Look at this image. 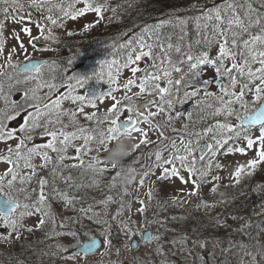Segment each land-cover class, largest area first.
<instances>
[{
	"label": "rangeland",
	"instance_id": "rangeland-1",
	"mask_svg": "<svg viewBox=\"0 0 264 264\" xmlns=\"http://www.w3.org/2000/svg\"><path fill=\"white\" fill-rule=\"evenodd\" d=\"M60 1L21 0L5 6L0 16V84L10 79L11 66L19 60L38 56L55 64L21 78L17 85L11 81L0 87V192L11 196L7 191L14 183V193L10 192L23 202L10 220L0 215V227L7 230L0 233V251L15 246L13 251L19 254L13 264H207L218 260L219 251V264H264V125L244 129L250 130L244 131V138L239 136L243 130L236 126L264 95V29L254 26L251 35L244 32L247 22L253 26V2L241 3L240 11L248 14L244 18L212 24V29L209 20L221 19L226 15L224 7L234 9L235 0H180L175 7L170 0L159 4L173 10L190 33L202 28L204 37L205 30L215 36L212 55L222 72L219 80L215 67L206 64L201 84L188 87L187 97L174 104L169 97L175 66L169 63L168 54L155 58L153 44L144 39L137 42L128 65L118 62L108 80L76 88L75 81L69 88L59 80L56 85L46 82L59 69L66 80L97 62L87 54L73 57V51L62 47L61 41L67 34L87 36L93 29L94 34L96 28L108 29L110 23L101 25V14L106 18L116 4L112 0H76L61 10ZM17 12L24 17H17ZM227 35L233 44L224 43ZM43 44L48 48H37ZM103 67L109 71L107 64ZM145 70L154 73L155 83L147 81L150 76L145 78ZM148 83L154 93L146 90ZM15 95H19L20 105H11L9 98L15 99ZM147 97L153 102L145 115L119 134L116 120L122 109H135L136 102ZM21 106L32 108L33 113L21 126L9 127ZM231 136L236 138L226 143ZM39 138L45 145L54 143L58 173L44 162L42 146L28 149ZM203 141L207 145L201 156ZM70 149L78 158L66 155ZM8 158H13V165ZM85 163L90 170V190L87 200L79 202L88 201L92 207L78 209L63 201L62 220L69 218L72 225H60L57 211L44 213V198L35 209L39 196L27 198L19 192L21 179L37 168L42 170V178L53 180L50 178L75 171L79 165L87 170ZM245 172L249 174L246 179ZM111 198L120 201L109 206ZM122 202L128 206L124 210H120ZM169 203L176 205L171 208ZM212 220L226 223L218 230L224 237L221 249L211 238L214 231L207 222ZM196 225L207 226L210 233L200 239ZM145 228L153 230V237L142 243ZM94 235L102 240L97 252L90 256L73 252L84 238ZM133 237L139 241L135 249L130 246ZM3 262L12 264L6 259L0 264Z\"/></svg>",
	"mask_w": 264,
	"mask_h": 264
},
{
	"label": "trees",
	"instance_id": "trees-1",
	"mask_svg": "<svg viewBox=\"0 0 264 264\" xmlns=\"http://www.w3.org/2000/svg\"><path fill=\"white\" fill-rule=\"evenodd\" d=\"M115 1L116 4L112 5V11L108 12L106 15V18L103 16V21L105 23H110L108 32L110 35H113V37H109V39L104 40L102 34L100 31H104L105 29H97L96 35L94 37L85 39V38H74L72 39L70 43L71 50L75 52V56L78 54H87L91 53L93 54L91 59H97V63H95L92 66H87L83 67L82 72L85 76H88L90 80H96L100 79L98 71H101V66H99L101 57L105 56L108 52L109 49V54L107 57V60L109 59L111 61L110 67H109V76L112 75V72L116 70L114 67V62H121L120 64H125L128 65V60H132L131 57V52L133 49H135L137 42L139 40L144 39L148 43H152L155 39L159 43V47H164L162 44H166L164 37L169 33L170 26L169 24L167 25H159L158 32L155 29V22L158 20L160 21L161 19L164 20H169L167 15H173L175 16L176 14L173 12L171 9H164L159 6V4L162 1L166 0H112ZM252 1V0H251ZM170 2L173 4L172 7L179 5L180 0H170ZM118 3V4H117ZM2 2L0 1V7H1ZM157 6H156V5ZM94 5V4H93ZM257 4H255V8H257ZM224 7V6H223ZM167 8V7H166ZM225 14L221 19L211 21V19L208 22L209 27L211 28L212 24L218 23L221 21H226L227 19L230 18V14L227 10L226 7H224ZM231 11L232 9L229 8ZM233 11V10H232ZM55 16L59 14V11L56 9L54 11ZM181 14V13H178ZM165 16V17H163ZM163 21V20H162ZM157 25V24H156ZM254 26L260 27V29H264V21L261 20H256L254 23ZM245 28V34L246 35H251L252 29L249 30L246 26ZM151 35H156V38L152 37ZM169 34L167 35V37ZM148 39V40H146ZM207 40H204L197 37L191 39V52L194 56L199 54L200 51H209L212 48V45L217 42V39H215L213 36H208L206 38ZM112 40H117V43L115 46H110L106 52L104 53L105 50H101V46L106 43L107 41H112ZM162 41V42H161ZM173 44L172 45H182L184 46V40L183 39H178V38H173L172 39ZM205 41V42H204ZM224 43H232V39L230 35H227L226 38L223 39ZM236 46L239 49V38L236 39ZM193 43V45H192ZM153 44V43H152ZM154 47V46H153ZM264 49V47H263ZM161 50V48H160ZM159 50V52H160ZM158 51V50H157ZM149 54L151 55V50L148 51ZM106 55V56H107ZM264 56V53H263ZM183 65V64H182ZM182 67L177 71H174L175 78L181 75L179 78V82L177 84H174L172 88V93L169 98L172 97V102L174 104L179 103L182 101L184 98L187 97L186 89L189 86L192 85H197L198 84V72L196 69H191V70H183L182 72ZM191 71L193 73H191ZM179 72H182L179 73ZM146 76H149L150 71H144L143 73ZM80 75V74H79ZM92 83L91 81H89ZM148 86H150V83H148ZM147 86V87H148ZM150 90V89H149ZM248 176V175H244ZM238 184H243V183H238ZM195 232L196 234H199V227H195ZM12 262H14V257L10 259Z\"/></svg>",
	"mask_w": 264,
	"mask_h": 264
},
{
	"label": "water",
	"instance_id": "water-1",
	"mask_svg": "<svg viewBox=\"0 0 264 264\" xmlns=\"http://www.w3.org/2000/svg\"><path fill=\"white\" fill-rule=\"evenodd\" d=\"M43 64L42 60L32 59L28 60L25 63H23L19 70L25 71V70H33L36 69L38 66ZM152 102L151 98L146 99L144 102L139 103L137 105V108L140 112H144L145 106L149 105ZM128 112H125V115H127ZM19 121H16L15 124H17ZM133 123L132 120L127 122H119V128L123 130L127 126H130ZM264 123V101L259 105V107L252 113L248 114L246 117L242 118L239 122V125L248 126V125H255ZM14 124V123H13ZM16 207V203L12 200H5L0 196V211H2L6 216H9V213L12 208ZM148 237H145V239H148ZM101 243L98 237H95L93 240H85L83 244L77 248V251H82L85 254L93 253L96 251L98 247H100Z\"/></svg>",
	"mask_w": 264,
	"mask_h": 264
},
{
	"label": "flooded vegetation",
	"instance_id": "flooded-vegetation-1",
	"mask_svg": "<svg viewBox=\"0 0 264 264\" xmlns=\"http://www.w3.org/2000/svg\"><path fill=\"white\" fill-rule=\"evenodd\" d=\"M29 111V110H28ZM29 122H27L28 124ZM38 140H42V138H39ZM27 180H32L33 181V185L28 186L29 188H33L38 189L39 190V183H41V190H43V194H45V189L47 187L46 181L44 179H40L37 180L36 178H29ZM62 181H57L56 183V190L59 191V189H65L67 191V185L65 184L66 181L71 180L69 177H63L61 179ZM49 188L51 189V187L49 186ZM59 194H61L63 196V199H66V201H70L71 199H75V193L73 194H67V192H58ZM83 203L80 206V209L83 208ZM85 205H91L90 202H86ZM218 247L221 249L222 245L220 243H218ZM221 257H222V251H219V256H218V260L213 259V261L209 262V264H219V262H221Z\"/></svg>",
	"mask_w": 264,
	"mask_h": 264
}]
</instances>
